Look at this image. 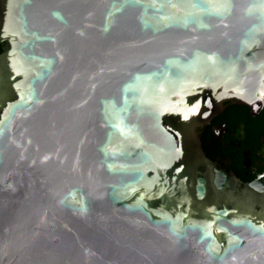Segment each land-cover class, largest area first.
<instances>
[{"label": "water", "instance_id": "water-1", "mask_svg": "<svg viewBox=\"0 0 264 264\" xmlns=\"http://www.w3.org/2000/svg\"><path fill=\"white\" fill-rule=\"evenodd\" d=\"M0 44V264H264L194 160L264 105V0H0Z\"/></svg>", "mask_w": 264, "mask_h": 264}, {"label": "flooded vegetation", "instance_id": "flooded-vegetation-1", "mask_svg": "<svg viewBox=\"0 0 264 264\" xmlns=\"http://www.w3.org/2000/svg\"><path fill=\"white\" fill-rule=\"evenodd\" d=\"M225 107L224 102L214 116L195 128L194 148L199 156L195 165L206 167L208 189L227 200V205L242 215L264 214V191L260 188L264 185V105L256 112L249 109L250 116L260 120L254 126L235 114H224ZM220 169L226 182L217 189L213 180ZM213 232L217 236L215 225ZM231 232L246 236L243 228H231Z\"/></svg>", "mask_w": 264, "mask_h": 264}, {"label": "trees", "instance_id": "trees-1", "mask_svg": "<svg viewBox=\"0 0 264 264\" xmlns=\"http://www.w3.org/2000/svg\"><path fill=\"white\" fill-rule=\"evenodd\" d=\"M0 46V50L3 49V47ZM226 107L224 108V114L226 113L227 115H232L235 114L237 115L240 119L242 118L243 120L247 121L248 124L250 125H257L259 123V117L256 119H253L249 112V108L246 105H239V104H231L230 101L225 102ZM227 126L229 124L227 123Z\"/></svg>", "mask_w": 264, "mask_h": 264}]
</instances>
